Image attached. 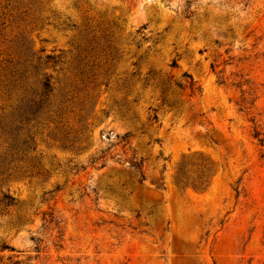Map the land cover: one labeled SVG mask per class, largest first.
I'll list each match as a JSON object with an SVG mask.
<instances>
[{"label":"rangeland","instance_id":"rangeland-1","mask_svg":"<svg viewBox=\"0 0 264 264\" xmlns=\"http://www.w3.org/2000/svg\"><path fill=\"white\" fill-rule=\"evenodd\" d=\"M0 264H264V0H0Z\"/></svg>","mask_w":264,"mask_h":264},{"label":"trees","instance_id":"trees-1","mask_svg":"<svg viewBox=\"0 0 264 264\" xmlns=\"http://www.w3.org/2000/svg\"><path fill=\"white\" fill-rule=\"evenodd\" d=\"M140 33V32H139ZM50 60H55L53 58H48ZM54 93V87L52 83V78L50 76H46L42 83H41V89L38 93V96L36 99H34L30 104L28 111L26 113V118L22 117V121H18V125H16V128L14 129V132H21L22 127L25 125H29L33 120H36L39 115L43 114L47 110V105H49L50 98ZM57 117H60V114L57 115ZM31 141L33 142V139L30 137ZM24 145L26 153H30L32 150H35L36 148H33L30 142H25ZM68 148V147H66ZM131 167L136 170L142 178L144 177L142 172V165L140 163H132ZM1 203L6 204L7 206H13L15 205V200L9 195V194H3L1 198ZM9 249V248H7Z\"/></svg>","mask_w":264,"mask_h":264}]
</instances>
